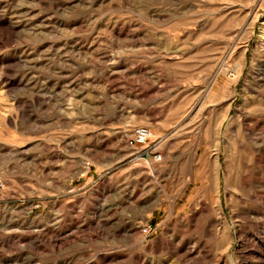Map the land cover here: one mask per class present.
Segmentation results:
<instances>
[{"label": "rangeland", "instance_id": "obj_1", "mask_svg": "<svg viewBox=\"0 0 264 264\" xmlns=\"http://www.w3.org/2000/svg\"><path fill=\"white\" fill-rule=\"evenodd\" d=\"M263 36L264 0H0V264H264Z\"/></svg>", "mask_w": 264, "mask_h": 264}, {"label": "built area", "instance_id": "obj_2", "mask_svg": "<svg viewBox=\"0 0 264 264\" xmlns=\"http://www.w3.org/2000/svg\"><path fill=\"white\" fill-rule=\"evenodd\" d=\"M152 138V132L148 127H137L133 130L131 136L127 139V146L130 149L140 151V158H143L149 155L152 152L150 146V140ZM154 161H160L161 155H154ZM4 188V184L0 179V191ZM145 235H149L152 233L153 229L152 226L146 225L142 229Z\"/></svg>", "mask_w": 264, "mask_h": 264}, {"label": "bare ground", "instance_id": "obj_3", "mask_svg": "<svg viewBox=\"0 0 264 264\" xmlns=\"http://www.w3.org/2000/svg\"><path fill=\"white\" fill-rule=\"evenodd\" d=\"M264 37V36H263ZM264 60V59H263ZM261 79V78H260ZM253 80V79H252ZM258 81H259V79H258ZM261 81V80H260ZM262 82V81H261ZM257 83H259V82H257ZM263 83V82H262ZM257 85H260L261 86V84H257ZM263 85V84H262ZM254 86V85H253ZM260 88V87H259ZM257 90V89H256ZM254 99V98H253ZM254 102V101H253ZM252 102V103H253ZM249 104V103H248ZM253 105V104H252ZM250 106V105H249ZM259 106V105H258ZM248 107V106H247ZM255 107H257V106H255ZM261 108H262V106H260ZM253 108V107H252ZM264 108V107H263ZM249 111V110H248ZM244 112V111H243ZM253 113V112H252ZM254 114V113H253ZM242 119V118H241ZM244 123V122H243Z\"/></svg>", "mask_w": 264, "mask_h": 264}]
</instances>
